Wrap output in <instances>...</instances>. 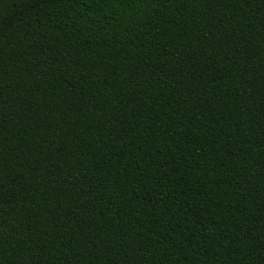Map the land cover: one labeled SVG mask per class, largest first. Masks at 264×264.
<instances>
[{"label": "trees", "instance_id": "16d2710c", "mask_svg": "<svg viewBox=\"0 0 264 264\" xmlns=\"http://www.w3.org/2000/svg\"><path fill=\"white\" fill-rule=\"evenodd\" d=\"M0 264H264V0H0Z\"/></svg>", "mask_w": 264, "mask_h": 264}]
</instances>
